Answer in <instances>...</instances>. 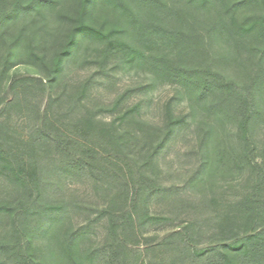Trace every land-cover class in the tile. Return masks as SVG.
I'll return each instance as SVG.
<instances>
[{"label": "trees", "instance_id": "trees-1", "mask_svg": "<svg viewBox=\"0 0 264 264\" xmlns=\"http://www.w3.org/2000/svg\"><path fill=\"white\" fill-rule=\"evenodd\" d=\"M64 1L0 0V264H139L137 238L177 221L147 250H166L163 264H264V0H79L74 15ZM95 7L123 28L88 21ZM98 57V73L115 59L111 70L149 81L96 102L98 73L73 83L67 70ZM22 63L35 73H12ZM163 83L182 88L188 114L170 102L155 125L141 103L121 108ZM14 116L26 135L11 130ZM187 127L196 168L182 187L166 185L161 155ZM70 177L90 181L103 204L57 197ZM157 198L170 213L150 211ZM75 210L92 218L76 225Z\"/></svg>", "mask_w": 264, "mask_h": 264}, {"label": "rangeland", "instance_id": "rangeland-1", "mask_svg": "<svg viewBox=\"0 0 264 264\" xmlns=\"http://www.w3.org/2000/svg\"><path fill=\"white\" fill-rule=\"evenodd\" d=\"M79 0H65L59 7L62 13L74 15L78 8ZM88 21L95 23L98 26H104L105 29L113 27L123 28V23L120 20L119 14H116L107 7H95L92 9ZM58 47L53 46V50ZM95 62L89 66L76 67L71 65L68 68V76L71 82H76L84 79L86 76L98 73L100 71V57L95 58ZM115 59H110L106 66L105 72H100L96 75V83L92 91V98L99 103H112L118 96L129 87H136L149 81V76L142 70L133 69L123 71V66L116 67L111 70L115 63ZM36 69L27 64H18L12 69V73L33 74ZM42 101V100H41ZM40 102V101H39ZM171 104V110L175 115L188 114L190 105L184 98L182 88L177 84L163 83L156 86L155 89L147 93H137L126 99L121 108L129 107L134 104H140V115L146 122L155 125H164L167 119V105ZM115 115H110L113 117ZM11 130L16 131L21 135H26L28 131L25 120L18 116L12 117L10 121ZM197 145V135L194 128H184L176 134L168 146L163 151L160 158L162 168V181L166 185H178L182 187L186 178L196 168L197 157L194 154ZM0 187V195L2 193ZM57 190V197H62L67 201H75L79 203L90 204L95 210L96 207L103 204V195L97 191L93 184L85 178H67ZM191 192L181 188V194L186 196ZM172 203L164 199L157 198L150 204V211L156 214L170 213ZM74 224L86 223L92 216L85 212L75 210L72 212ZM182 226L178 221L176 224L160 225L150 232L141 235L137 238L135 249L141 254L139 264L151 261V264H163L168 259L169 254L166 250L158 246L155 251L149 253L147 250L155 242H159V238L167 232ZM93 244L98 245L103 243L106 235V221L102 220L93 225L91 230ZM148 255V256H147Z\"/></svg>", "mask_w": 264, "mask_h": 264}]
</instances>
